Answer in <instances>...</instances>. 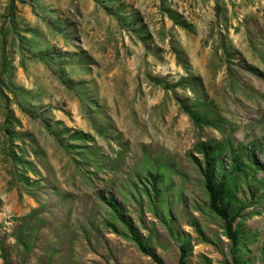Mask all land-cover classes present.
<instances>
[{
  "label": "rangeland",
  "instance_id": "374dc122",
  "mask_svg": "<svg viewBox=\"0 0 264 264\" xmlns=\"http://www.w3.org/2000/svg\"><path fill=\"white\" fill-rule=\"evenodd\" d=\"M246 66L264 73V0H0V264H154L101 225L96 197L145 152L188 177L172 175L187 264L229 263L188 155L227 126L234 144L264 137V80ZM177 99L205 101L225 132L196 129ZM258 209L243 223L256 234L252 264H264V199ZM127 210L155 227L164 264H177L165 230L147 213L138 220L132 201Z\"/></svg>",
  "mask_w": 264,
  "mask_h": 264
},
{
  "label": "trees",
  "instance_id": "16d2710c",
  "mask_svg": "<svg viewBox=\"0 0 264 264\" xmlns=\"http://www.w3.org/2000/svg\"><path fill=\"white\" fill-rule=\"evenodd\" d=\"M245 71L264 80V73L253 66H246ZM178 86L165 84L167 89ZM177 103L196 129L209 127L225 132L226 122L214 114L205 101L188 104L185 99H177ZM230 132L231 128L227 126L226 137L220 142H198L188 156L200 176L205 205L219 220L221 236L227 240V264H252L246 257L247 247L255 241L256 234L244 231L243 223L247 218L260 215L258 208L264 199V166L254 157L258 154L264 161V137L246 145L234 144L227 136ZM173 174L188 179L174 163L145 152L114 193L96 194L107 214L101 225L130 241L154 264H164L152 244L157 236L155 227L146 228L143 221L140 226L135 225L129 216L127 202L135 204L138 220L147 213L165 230L167 237L178 246L177 264H187L191 255L189 236L179 231L172 214V207L182 201L181 194L175 189ZM190 223L202 242L216 244L204 235L193 218ZM140 227L147 231L146 235L140 232ZM83 232L87 234V230ZM86 240L89 241V236Z\"/></svg>",
  "mask_w": 264,
  "mask_h": 264
}]
</instances>
